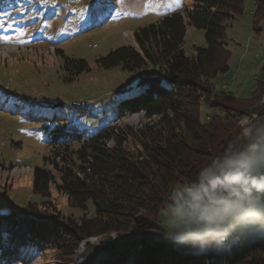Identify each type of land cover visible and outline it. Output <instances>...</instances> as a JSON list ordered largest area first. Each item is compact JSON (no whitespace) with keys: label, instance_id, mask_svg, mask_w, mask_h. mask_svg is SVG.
I'll list each match as a JSON object with an SVG mask.
<instances>
[{"label":"trees","instance_id":"obj_1","mask_svg":"<svg viewBox=\"0 0 264 264\" xmlns=\"http://www.w3.org/2000/svg\"><path fill=\"white\" fill-rule=\"evenodd\" d=\"M192 2L191 9L164 14L134 30L135 46L123 45L96 59L101 68L136 73L134 82L121 89L127 94L114 107L116 117L142 112L150 122L135 129L106 119L94 121L91 131L57 129L52 135L54 158H45L50 168L32 170L33 193L49 196L54 185L72 207L86 209L90 202L92 215L46 221L27 203L21 209V216H29L25 231L14 214L0 220L3 244L36 242L38 249L44 244L67 256L82 241L113 233L120 242H101L109 257L99 264H126L130 256L131 264H264V239L245 240L225 253L204 251L199 242L181 244L170 238L158 220L174 186L199 184L201 168L214 158L236 155L258 133L239 126L241 117L264 116V103L257 105L264 95V72L248 97L215 83L228 70L226 22L242 13L243 0ZM263 4L259 0L255 20L263 16ZM187 25L201 28L205 40L190 55L183 49ZM63 67L72 76L88 70L82 58L64 57ZM203 105L210 110L205 120Z\"/></svg>","mask_w":264,"mask_h":264},{"label":"rangeland","instance_id":"obj_2","mask_svg":"<svg viewBox=\"0 0 264 264\" xmlns=\"http://www.w3.org/2000/svg\"><path fill=\"white\" fill-rule=\"evenodd\" d=\"M258 3L259 0H243L242 13L226 22L228 70L219 74L215 83L238 97L250 96L264 72V4L263 16L255 20ZM192 7V0H121L108 15L101 12L96 0H0V220L14 214L25 231L29 216H21V209L27 203H33L46 221H54L57 216L62 219L92 215L90 202L86 209L72 207L54 185L50 186L49 196L33 193L32 170L44 165L50 168L45 158H54L52 135L57 129L64 132L77 127L91 131L94 121L98 124V120L106 119H114L110 124L135 129L150 122L142 112L116 117L114 107L127 94L121 89L134 82L136 73L119 67L101 68L96 59L120 46H135L134 30L164 14ZM204 43V31L187 25L185 53L192 54L194 45ZM64 57L84 59L88 70L70 75L63 67ZM263 103L264 95H260L257 105ZM207 113L210 110L203 105L202 120ZM248 116L241 117L238 125L246 130L264 129V116L257 115L256 124ZM256 137L257 133L253 135ZM192 186L195 185L174 186L158 213V220L166 225L174 240L189 238L202 223L183 201L184 189ZM181 205L184 214L178 212ZM247 231V227L244 231L237 229L241 237L245 234L244 238L251 233ZM241 237L239 245L245 243ZM109 238L120 242L113 233L92 237L82 241L71 255L64 256L45 249L44 244L38 249L36 242L24 246L15 239L9 246L0 237V264H99L109 257L101 248V242ZM258 239H264V235L248 237L250 241ZM131 260L132 256L126 264H131Z\"/></svg>","mask_w":264,"mask_h":264},{"label":"clouds","instance_id":"obj_3","mask_svg":"<svg viewBox=\"0 0 264 264\" xmlns=\"http://www.w3.org/2000/svg\"><path fill=\"white\" fill-rule=\"evenodd\" d=\"M255 162L253 157L243 158L235 154L223 159L214 158L199 170L201 182L184 189V204L196 220L208 226L207 230L191 237L194 244L225 239L230 221L264 217V199H261L264 197V176L250 174ZM206 178L207 183L204 182ZM178 212L184 214L183 205ZM175 240L181 244L188 242L182 236Z\"/></svg>","mask_w":264,"mask_h":264},{"label":"crops","instance_id":"obj_4","mask_svg":"<svg viewBox=\"0 0 264 264\" xmlns=\"http://www.w3.org/2000/svg\"><path fill=\"white\" fill-rule=\"evenodd\" d=\"M222 86L224 87V84H222ZM260 137H263V139H264V129L258 131L256 138H253L249 142L243 143L240 146L239 151H237L236 155L242 157L243 155L247 154L249 149H250V147H249L250 144L255 142ZM257 148H259V149H257ZM249 157H253L256 161L250 170V174L253 176H257V177L264 176V142L262 144L255 146V150L249 155ZM261 199H264V197H261ZM263 218L264 217L259 218V219H255V220L245 218V219H240V220H236V221H230V223H231V227L234 228L236 231H237V229H243V231H244L246 229V227L248 230L247 232L251 231V233L248 236H246L247 238H244L245 234L242 235V237L238 234L239 238L241 237V240L245 241V240H248L249 236L252 237V236H257V235H264V219ZM250 226H252V227H250ZM207 228H208L207 225L200 223L197 226V229H195L191 233L190 237L187 239L191 240V237L195 233L205 231V230H207ZM252 230H254V231H252ZM251 234H253V235H251Z\"/></svg>","mask_w":264,"mask_h":264},{"label":"built area","instance_id":"obj_5","mask_svg":"<svg viewBox=\"0 0 264 264\" xmlns=\"http://www.w3.org/2000/svg\"><path fill=\"white\" fill-rule=\"evenodd\" d=\"M264 142L263 137L260 138L259 141L256 142V146L259 144H262ZM255 150V148H253V150H251L248 154L243 155V158H247L249 157V155ZM236 231L234 228L230 227L229 229V234L228 236L223 239V240H212L211 242H207L206 247H211V248H225V247H229L231 245H234V241L236 238Z\"/></svg>","mask_w":264,"mask_h":264},{"label":"bare ground","instance_id":"obj_6","mask_svg":"<svg viewBox=\"0 0 264 264\" xmlns=\"http://www.w3.org/2000/svg\"><path fill=\"white\" fill-rule=\"evenodd\" d=\"M262 100H263V99H262ZM248 118H250V119H248V120H251V121H253L252 119H254V120H255L254 123H256V119H257L256 114H251V115L248 116ZM246 120H247V119H246ZM260 138H261V137H260ZM260 138H259V140H260ZM259 140H258V141H259ZM255 146H256V142L253 143L252 146H250L249 152H250L251 150H253V148H255ZM13 167H29V166H28V165H15V166H13ZM13 167H12V168H13ZM29 168H30V167H29ZM235 246H236V245H231V246H229V247H225V248H210V250H204V251H211V252L225 253V252H227V251H229V250L235 248ZM79 255H80V254H79Z\"/></svg>","mask_w":264,"mask_h":264},{"label":"snow or ice","instance_id":"obj_7","mask_svg":"<svg viewBox=\"0 0 264 264\" xmlns=\"http://www.w3.org/2000/svg\"><path fill=\"white\" fill-rule=\"evenodd\" d=\"M97 7L101 10L102 13H106L108 15L112 14L113 5L121 2V0H96ZM7 40L8 38H3Z\"/></svg>","mask_w":264,"mask_h":264},{"label":"water","instance_id":"obj_8","mask_svg":"<svg viewBox=\"0 0 264 264\" xmlns=\"http://www.w3.org/2000/svg\"><path fill=\"white\" fill-rule=\"evenodd\" d=\"M235 231H236V230H235ZM236 235H237V236H236V238H235L234 245H237V244H238V240H240L237 231H236ZM206 243H207V242H206ZM210 248H211V247H206V244L203 243V245H202V250H210Z\"/></svg>","mask_w":264,"mask_h":264}]
</instances>
